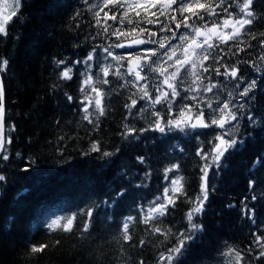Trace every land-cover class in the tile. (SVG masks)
<instances>
[{
  "label": "snow or ice",
  "instance_id": "1",
  "mask_svg": "<svg viewBox=\"0 0 264 264\" xmlns=\"http://www.w3.org/2000/svg\"><path fill=\"white\" fill-rule=\"evenodd\" d=\"M82 3L84 7L75 10L69 19L78 21L87 13L85 27L91 31L85 39L102 43H92L72 60L53 56L52 74L56 80L50 91L66 89L67 82L74 79V68L81 65L77 68L78 95L67 90L61 94L70 110L80 117L78 123L91 126L87 129L89 135L100 131L102 118L109 115L113 104L121 102L123 114L118 134L129 145L148 132L161 135L179 132L189 136L195 133L192 138L198 145L194 156L199 158L195 195H189L187 179L180 174L179 158L169 162L162 170L163 181L167 183L161 193L146 205L137 204L136 214L123 215L112 237L122 246V254L124 245L145 249L149 239L135 240L136 227L143 225L145 237L162 238L153 241L158 249L153 264H183L191 245L205 231L202 218L216 191L214 178L221 175L231 153L253 135L247 129L264 131V117H258L254 111L258 96H264V30H254L264 16V8L257 9V0H82ZM23 7L24 0H0V38L7 39V26L14 18H20ZM75 28L82 30L79 22ZM253 50L259 53L255 57ZM244 55L250 58L244 59ZM8 65L9 61L0 57V161L10 159L11 134L17 131L14 122L7 127L5 124L8 110L2 75ZM241 65L253 69L256 75H246ZM139 121L143 124L137 127ZM242 121L246 122L243 130ZM177 149L188 156L179 144L172 146V150ZM120 150L121 146L107 150L102 136H97L90 139L83 154L98 153L99 158L106 159ZM135 164L143 166L139 169L142 177L130 175V168H122L118 179L127 180L128 184L115 192L114 198L93 201V206L81 208L79 213L52 219L43 225L47 233L78 231L91 236L93 220L101 213L113 221V214L107 210L115 208L129 187H147L144 181L152 177L146 154L136 155ZM253 169H264V157L253 160L250 174ZM135 180L140 183H134ZM6 181L7 177L0 173V184ZM257 186L253 174L248 180V190L254 191ZM247 200L245 196L240 201V218L251 221L257 230L251 232V244L244 251L252 258L248 264H256L264 262V232L256 220L257 195L251 196V206ZM178 202L188 205L183 217L186 226L180 229L175 225L168 227L164 221ZM226 207L231 209L235 205ZM59 244L60 240L55 239L53 247ZM161 245L163 250H159ZM46 248L48 244L30 243L28 253H41ZM217 251L220 257L217 264H245L244 251L234 245L225 242ZM136 264L147 262L139 259Z\"/></svg>",
  "mask_w": 264,
  "mask_h": 264
},
{
  "label": "trees",
  "instance_id": "2",
  "mask_svg": "<svg viewBox=\"0 0 264 264\" xmlns=\"http://www.w3.org/2000/svg\"><path fill=\"white\" fill-rule=\"evenodd\" d=\"M83 7L82 0H24L22 15L7 26L9 36L6 40L0 38V56L9 61L8 70L2 75L8 110L6 121L7 125L14 122L17 128L11 134L10 159L0 161V173L7 177V181L0 184V264H135L139 259L153 264L158 251L153 241L162 238L145 237L144 226L139 225L135 230V240L149 239L148 246L140 249L124 245L122 254V246L112 239L116 224L123 215L136 214L137 204L146 205L161 193L167 183L163 181L162 170L177 158L182 165L180 174L187 179L189 195L198 191L199 158L194 156L198 141L192 138L195 133L189 136L179 132L167 135L148 132L144 137L154 139L141 137L129 145L118 134L123 114L121 102L113 104L109 115L102 118L100 131L89 135L87 129L91 126L78 123L80 117L70 110L71 106L66 104L61 94L67 90L78 95L77 68L81 65L74 68V79L67 82L66 89L50 91L56 80L52 74L53 56L72 60L81 56L92 43H102L85 39L91 31L85 27L87 13L78 21L69 19L75 10ZM256 7L264 8L262 0H257ZM77 22L82 30L75 28ZM254 30H264V16L257 21ZM256 55L257 50H253L252 57ZM249 58L244 55V59ZM241 68L246 75H256L246 65H241ZM254 110L258 117H264V96H258ZM245 123L241 122L242 130ZM142 124L143 121L137 122V127ZM247 131H252L253 135L231 153L221 175L214 178L216 191L212 193L202 218L205 231L191 245L183 264H217L220 259L217 250L225 242L242 251L251 244L250 234L257 230V226L240 218V201L245 196L251 206V196L257 195L256 220L260 231L264 232V196L261 195L264 183H260L264 181V169H253L252 174L249 172L253 160L258 156L264 157V131ZM61 136L63 140L58 139ZM97 136H102L107 150L114 151L121 146L120 152L106 159L99 158L98 153L84 155L90 139ZM200 139L204 140L205 136L201 135ZM176 144L185 149L187 157L178 149L172 150ZM138 154L148 156L152 177L144 181L147 187H129L115 208L107 210L113 214V221L101 213L93 220L91 236L88 233L81 235L78 231L47 233L43 225L52 219L79 213L81 208L93 206V201L99 203L109 196L114 198L115 192L128 184L127 180L118 179L122 168H130V175L135 173L142 177L139 169L143 166L135 164ZM25 167L29 171H22ZM253 174L258 186L250 192L248 180L253 178ZM134 183H140V180ZM228 204L235 207L227 208ZM187 208V204L178 202L171 215L164 218L165 225H175L177 229L185 227L183 217ZM55 239H59L60 244L53 247ZM30 243L48 244V248L41 253L29 254ZM163 247L161 245L159 250ZM244 255L248 263L252 258L246 251Z\"/></svg>",
  "mask_w": 264,
  "mask_h": 264
},
{
  "label": "bare ground",
  "instance_id": "3",
  "mask_svg": "<svg viewBox=\"0 0 264 264\" xmlns=\"http://www.w3.org/2000/svg\"><path fill=\"white\" fill-rule=\"evenodd\" d=\"M45 2V1H44ZM70 5V4H69ZM33 13V12H32ZM260 28V27H259ZM45 29V28H44ZM14 47V46H13ZM258 52V51H257ZM256 53V52H255ZM257 54V53H256ZM259 54V53H258ZM5 56V55H4ZM255 111V110H254ZM256 113V112H255ZM261 114V113H260ZM42 119V118H41ZM105 130V129H104ZM28 131V130H27ZM55 140V139H54ZM83 141V140H82ZM255 143V142H254ZM11 147V146H10ZM78 149V148H77ZM14 150H12V152H13ZM264 154V153H263ZM165 162V161H164ZM65 181V180H64ZM4 188V187H3ZM153 191H154V189H153ZM152 191V192H153ZM91 205V204H90ZM176 227V226H175ZM126 248V247H125ZM152 248V247H151ZM156 250V249H155ZM155 253V252H154ZM126 257V256H125ZM130 257V256H129ZM131 258V257H130ZM121 259V258H120ZM120 263V262H119ZM136 264V263H135Z\"/></svg>",
  "mask_w": 264,
  "mask_h": 264
}]
</instances>
